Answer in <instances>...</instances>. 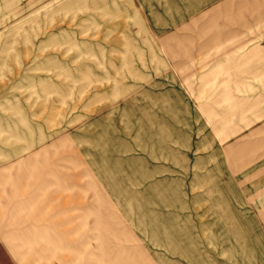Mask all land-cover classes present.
Returning <instances> with one entry per match:
<instances>
[{
  "label": "rangeland",
  "instance_id": "1",
  "mask_svg": "<svg viewBox=\"0 0 264 264\" xmlns=\"http://www.w3.org/2000/svg\"><path fill=\"white\" fill-rule=\"evenodd\" d=\"M0 264H264V0H0Z\"/></svg>",
  "mask_w": 264,
  "mask_h": 264
}]
</instances>
